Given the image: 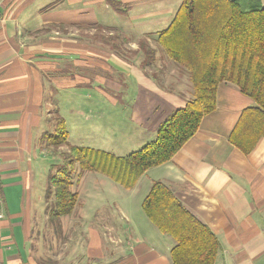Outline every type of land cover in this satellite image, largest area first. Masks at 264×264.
Returning a JSON list of instances; mask_svg holds the SVG:
<instances>
[{"label": "crops", "instance_id": "0c3cea01", "mask_svg": "<svg viewBox=\"0 0 264 264\" xmlns=\"http://www.w3.org/2000/svg\"><path fill=\"white\" fill-rule=\"evenodd\" d=\"M119 1L120 9L109 0H0L2 264H171L175 240L142 219H137L138 227H148L152 236L125 237L116 219L123 217L131 228L134 222L122 205L110 208L115 216L97 205L74 211L79 220L72 225L88 226L75 232L71 250L68 240L66 248L62 245L60 257L32 239L41 223L38 217L50 203L45 194L55 161L47 151L46 134L54 131L56 115L65 119L69 136L71 126L78 128L79 122L68 121L64 109L68 111L71 103L79 115L85 88L91 89L87 98H94L92 103L100 102L101 68L111 92L130 100L131 130L114 133V141L119 139L123 146L132 143L140 149L153 140L160 123L192 97L188 74L165 64L156 42L182 0ZM102 7H109L108 12L113 8L126 21L109 20ZM165 22L166 27L160 26ZM86 25L110 26L124 33L132 56L123 58L98 38L86 37L82 31ZM143 40L156 49L155 60L146 67L141 65ZM254 105L234 84L220 83L217 107L204 117L195 135L172 159L147 169L129 189L144 183L148 193L155 181L168 185L219 238L214 264H264V136L249 153L229 139L244 109ZM89 117L96 126L100 111ZM112 142L109 137L108 143Z\"/></svg>", "mask_w": 264, "mask_h": 264}, {"label": "trees", "instance_id": "16d2710c", "mask_svg": "<svg viewBox=\"0 0 264 264\" xmlns=\"http://www.w3.org/2000/svg\"><path fill=\"white\" fill-rule=\"evenodd\" d=\"M116 9L119 0H109ZM157 46L184 70L192 87L183 107L170 112L157 128L156 137L127 155L73 145L65 119L56 115L55 129L46 141L55 154L62 145L61 163L52 164L45 198L51 220L70 216L79 194L72 190L76 164L99 172L126 189L136 186L144 172L170 159L198 131L205 116L217 107L220 83L234 84L255 105L244 109L230 141L249 153L264 136V4L262 0H182L173 20L156 38ZM143 65L156 58V49L140 41ZM149 220L175 240L171 264H214L221 243L212 229L195 216L173 190L155 181L143 200Z\"/></svg>", "mask_w": 264, "mask_h": 264}, {"label": "rangeland", "instance_id": "374dc122", "mask_svg": "<svg viewBox=\"0 0 264 264\" xmlns=\"http://www.w3.org/2000/svg\"><path fill=\"white\" fill-rule=\"evenodd\" d=\"M174 2H178V0H174ZM181 2V1H180ZM182 3V2H181ZM180 4V3H179ZM109 11V7L103 8L102 7V13L109 14V20H116L119 22H125L124 16L114 13L113 8L111 9V12ZM171 23V22H170ZM169 23V24H170ZM167 22L162 23L160 26H167ZM168 24V25H169ZM90 26V27H89ZM164 27V28H165ZM89 29H91L89 31ZM93 29L94 30L93 32ZM128 29V28H127ZM76 30V29H74ZM117 30V29H116ZM84 35L89 38H93L94 40L98 38V41L102 45L110 46L113 52L117 53L118 55H122L123 58L130 55V50L127 48L130 46L125 41V34H118V31H115L114 28L110 26H91L86 25L83 27ZM112 34V35H111ZM95 37V38H94ZM128 39V38H127ZM152 40V39H150ZM117 48V50H116ZM160 53L163 57H165V64L166 61L168 63H172L173 65H176L171 59H169L164 50L161 49ZM134 54V53H133ZM132 56V54L130 55ZM142 58L138 59L139 61H143L145 59V54H142ZM151 65V64H150ZM144 66V65H143ZM149 66V65H145ZM165 66V65H164ZM178 66V65H177ZM100 72H102V78H101V90L97 89L95 90V95L98 92V90L101 92V98L100 102L95 105L92 102H96L94 98L88 99L87 93L90 92V88H85L84 91V97L79 102V108L77 113V110L73 113V110H71V103H69V110L67 111V107L65 111V114H67L68 121L70 122H79L78 128H74L73 126L71 129V134L69 136V142L72 144H77L79 146H88L96 149H105L107 151H111V153L118 152L117 154L120 155H126L130 153L133 150L138 149L135 144L132 143H125L124 146L122 145V141H119V139L115 140L114 133L117 131H125V129L131 130V124L128 121L127 115L129 111V105L130 100L124 101L122 99L123 96H116L113 92L107 87L106 82V71L103 70V68L100 69ZM117 74H120V72H116ZM191 87V84H190ZM98 110L100 111V120L99 124L96 126H93V120L90 115H96L98 113ZM94 111V113H92ZM77 117V119H76ZM96 124V120H95ZM100 128V133L97 132ZM55 129V128H54ZM93 131H96L93 133ZM113 138L112 143H108V138ZM46 145L47 144L46 141ZM50 150L47 149V151L53 156V160L56 163H61L62 158L60 157L61 151L68 150V146L62 145L57 149V153L55 154L53 151V147L49 146ZM76 171L74 175V185L72 186L73 191H77L79 194L78 203L74 209V211H83L84 206H99L101 210L103 211H109L111 216H115L114 213L110 210L113 206H121L124 207L125 214H127L128 218L133 220L134 226L132 228L129 226V224L126 223L125 219L123 217L116 219V225L119 228H122L123 232H125V237H128L129 235H134L136 233V236H140L142 233L144 234H150L152 236V232L148 227H138V224L140 222V219L144 221H148L154 229H157L154 224H152L143 208L142 203L146 195L148 194L146 192L145 184H140L138 188H135L133 190H129L121 186L120 184L113 181L108 176L101 174L99 172H93V171H84V173L81 176H76L80 172V168L78 164H76ZM149 192V191H148ZM50 202V201H49ZM107 209V210H106ZM123 214V215H125ZM104 217H109L108 215ZM103 218V217H102ZM117 218V217H116ZM83 220V217L81 218ZM138 219V221H137ZM38 220L41 221V223L38 225L36 230L34 231V234L32 235V239L37 241L38 244L42 245V250L44 248L49 249L54 254V257H60L61 248L64 243L68 240L70 242L69 250L72 249L73 240L76 235V231L78 228H80L85 223H80L79 225H72L77 220H79V217L76 216V214H72L70 216H64L61 217L60 220H51L48 215V211L46 209V212L44 214H40L38 217ZM81 220V221H82ZM66 224L67 228L69 225V229L66 230ZM88 226L87 224H85ZM158 231V230H157ZM107 232V230H106ZM103 233L105 231L101 229V236L103 237ZM85 237H86V233ZM93 236H96L93 233ZM90 237V236H89ZM105 237V236H104ZM110 236H107L108 238ZM131 237V236H130ZM94 240V237L91 238V241ZM66 248V245H64ZM64 254V253H63ZM87 256V255H86ZM88 264H94L92 261L87 262Z\"/></svg>", "mask_w": 264, "mask_h": 264}, {"label": "built area", "instance_id": "2783aa9c", "mask_svg": "<svg viewBox=\"0 0 264 264\" xmlns=\"http://www.w3.org/2000/svg\"><path fill=\"white\" fill-rule=\"evenodd\" d=\"M0 166H1V159H0ZM3 217V210H2V203L0 200V218ZM0 264H2L1 260H0Z\"/></svg>", "mask_w": 264, "mask_h": 264}]
</instances>
